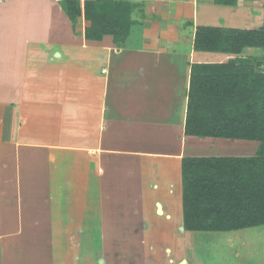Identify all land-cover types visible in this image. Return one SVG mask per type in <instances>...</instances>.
I'll return each instance as SVG.
<instances>
[{"label":"crops","instance_id":"crops-1","mask_svg":"<svg viewBox=\"0 0 264 264\" xmlns=\"http://www.w3.org/2000/svg\"><path fill=\"white\" fill-rule=\"evenodd\" d=\"M123 1L117 45L59 0H0V264H186L181 158L255 151L184 125L191 66L235 57L196 27L262 3Z\"/></svg>","mask_w":264,"mask_h":264},{"label":"trees","instance_id":"trees-1","mask_svg":"<svg viewBox=\"0 0 264 264\" xmlns=\"http://www.w3.org/2000/svg\"><path fill=\"white\" fill-rule=\"evenodd\" d=\"M67 19L88 22L83 37L105 34L120 44L130 25L123 0H59ZM234 5L238 0H214ZM195 50L235 55L220 63L191 66L184 133L195 137L244 140L250 155L181 158V204L186 232H227L264 224V57L240 56L264 50V14L257 28L198 26Z\"/></svg>","mask_w":264,"mask_h":264},{"label":"rangeland","instance_id":"rangeland-1","mask_svg":"<svg viewBox=\"0 0 264 264\" xmlns=\"http://www.w3.org/2000/svg\"><path fill=\"white\" fill-rule=\"evenodd\" d=\"M261 5L243 10L244 16L233 17L229 25L257 28L263 21L264 5ZM248 51V56L264 57L262 50ZM239 154L236 151L235 155ZM184 239L186 264H264V224L227 232H186Z\"/></svg>","mask_w":264,"mask_h":264},{"label":"built area","instance_id":"built-area-1","mask_svg":"<svg viewBox=\"0 0 264 264\" xmlns=\"http://www.w3.org/2000/svg\"><path fill=\"white\" fill-rule=\"evenodd\" d=\"M264 5V0H259Z\"/></svg>","mask_w":264,"mask_h":264}]
</instances>
